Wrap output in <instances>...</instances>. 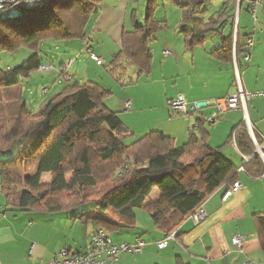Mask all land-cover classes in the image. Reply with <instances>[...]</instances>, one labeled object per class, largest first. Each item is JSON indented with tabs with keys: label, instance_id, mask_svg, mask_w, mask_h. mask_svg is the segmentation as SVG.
Masks as SVG:
<instances>
[{
	"label": "trees",
	"instance_id": "16d2710c",
	"mask_svg": "<svg viewBox=\"0 0 264 264\" xmlns=\"http://www.w3.org/2000/svg\"><path fill=\"white\" fill-rule=\"evenodd\" d=\"M180 1L176 3L185 9L183 22L190 26L182 30L187 47L193 50L203 45L204 36L218 33L227 45L213 55L226 58V53L232 51L233 34L224 38L220 30L231 19L228 4L233 0H226L207 23L201 21L206 0ZM101 4L102 0H53L20 8L14 18L0 17V55L23 49L32 52L21 65L0 68V81L6 82L7 89H14L22 78L28 79L39 71L44 66L40 49L45 41L85 42ZM156 9L157 0H149L144 24L134 19L133 31L123 34L122 49L109 65L112 76L124 75L129 68H136L139 78L150 73V43L163 26L156 20ZM110 95L95 82L68 84L44 105L40 114L22 102L9 131L4 127L6 112L0 106V157L32 137L30 147L18 157L0 159L1 191L7 211L55 213L92 206L97 210L92 218L97 227L111 231L131 229L136 211L146 210L154 225L167 235L175 233L216 190L237 182L235 165L220 150L210 147L206 129L192 133L180 147L158 131L127 144L132 133L119 115L107 108ZM199 123L203 127L204 122ZM230 140H235L241 154L252 158L245 165L246 173L251 175L256 164L263 166L254 156L245 122L233 129ZM20 170L25 174L21 175ZM46 174L52 178L49 184L42 182ZM169 183L175 186L170 194L146 205L154 189ZM99 185L104 186L97 196ZM66 192L75 198L66 203L54 197ZM110 211L119 216L118 221L110 217ZM257 223L264 246V215L257 216Z\"/></svg>",
	"mask_w": 264,
	"mask_h": 264
},
{
	"label": "crops",
	"instance_id": "0c3cea01",
	"mask_svg": "<svg viewBox=\"0 0 264 264\" xmlns=\"http://www.w3.org/2000/svg\"><path fill=\"white\" fill-rule=\"evenodd\" d=\"M139 1L142 0H113L106 4L105 0H102L99 14L90 24L85 42L63 43L65 48L58 55L61 64L60 79L64 84L62 89L77 81L76 75L68 73L73 71L77 74L82 58L78 53H86L88 59L90 53H94L107 62L121 51L123 34L133 31L134 19L136 23L144 24L149 0L144 4L145 9L141 17ZM225 3L226 0H206L202 7L204 15L201 21L207 23ZM228 6L231 19L220 30L224 38L233 34L232 51L226 53V58L213 55L216 50L227 45L226 40L218 33L204 36L203 45L190 50L182 33L183 29H190V26L183 20L179 25L172 26L159 21L155 14L156 20L163 23V26L150 43L152 66L148 79L149 83L161 84V88H151L145 95L127 99L115 109L110 107L106 100L107 108L119 117L121 115L120 119L132 133V138L128 139L132 140V143L158 131L172 138L174 145L180 147L189 141L192 133L199 134L203 128L209 133L208 142L211 148L220 150L236 169L244 165L240 150L234 141L230 140L233 129L245 122L244 112H227L214 125L205 122V118L213 112L211 104L214 101L237 92L238 80L246 92L256 93L264 89V48L254 51L253 46L249 64L244 59V46L252 36L240 35V17L243 8L250 14L248 5L245 1L239 4L233 0ZM260 13L264 16L263 0L257 8V24ZM263 32L260 30V33ZM210 35L219 37L222 45L208 53L205 47L206 38ZM165 51H169L171 55L165 57ZM89 61L95 64L91 59ZM66 63L69 66L68 72ZM135 72L137 74L136 68ZM97 83L105 89L104 85ZM179 96H183L189 104H199L201 110L186 117L175 115L169 105ZM126 101L132 103L131 110L127 113L124 112ZM22 102L25 103L24 100ZM45 104L44 102L38 111L42 110ZM247 115L246 125L252 128V136L249 134L252 143L254 138L257 143L262 144L264 97L248 102ZM200 121L204 122L203 127ZM263 166L254 165L251 175L238 173L236 179L242 184V190L227 202H223L222 198L229 186L223 185L216 190L203 204L207 218L195 225L188 217L175 232V240L170 241L164 249H160L157 243L162 241L166 234L154 225L146 210L136 211V222L131 229L106 230L116 244H133L139 238L146 244L142 254L123 255L117 264H178L179 261L184 264H264V246L257 223V216L264 215ZM174 187L169 183L154 189L146 205L158 202L166 193L170 194ZM75 211L77 212L72 213ZM96 214L94 207L91 210L80 208L55 213H26L10 212L0 205V264H48L65 248L72 254L85 253L90 246L92 233L98 228L92 220ZM108 214L112 219L119 220L117 214L111 211ZM235 236L244 238L241 249H237L233 244Z\"/></svg>",
	"mask_w": 264,
	"mask_h": 264
},
{
	"label": "rangeland",
	"instance_id": "374dc122",
	"mask_svg": "<svg viewBox=\"0 0 264 264\" xmlns=\"http://www.w3.org/2000/svg\"><path fill=\"white\" fill-rule=\"evenodd\" d=\"M112 1L113 0H105L106 4ZM145 2L146 0L139 1V17H141L144 13ZM157 6L158 7L156 15L159 21L169 23L172 26L179 25V23L182 22L185 9L180 7L175 0H158ZM17 16V10H14L10 13V17L12 18ZM258 21L259 22L257 24L253 17L246 12L245 8L242 9L240 17V35H250L254 38V51L264 48V32L260 33V30L264 31V16L261 15V13L258 16ZM183 27H185V25ZM206 39L207 44L205 49L208 53L221 47L222 45V40L214 35H210ZM64 48L65 47L63 43L54 41L43 42L40 49V56L44 61V67H49V70H39L32 73L28 79L22 78L19 85L14 89H7L6 82L0 81V106L3 107L6 112V117L4 119V127L6 128V131H9L15 125L16 117H13V115L15 112H17V106L22 103L21 100H24V102L28 104L27 107H29L34 113L40 114L42 110L38 111V109L41 107V105L44 102L47 103L48 101L53 99L60 92L64 84L60 79L61 73H59V71H61V64L59 62L58 55L63 51ZM31 55L32 52L26 49L20 50L14 54H1L0 68L3 70L15 68L25 62ZM78 55H80L82 58L81 63L78 64L79 66L77 74L71 71L70 73H68V75H76V82L79 83H86L88 82V80H93L96 83L99 82L104 85L105 90L111 94L107 98V101L110 107H112L113 109H115V107L117 106L120 107L121 103H123L127 99H133L135 96L145 95L151 88H161V84H158L156 82L149 83V77L147 74H143L139 78L135 72V68H129L128 72L124 75L112 76L110 74L109 65L114 57H112V60H107L104 66L97 67L96 63L94 64L89 61L91 58L88 59V55L86 53H78ZM87 61L89 62L87 63ZM246 63L249 64V62ZM66 67L68 72V63H66ZM58 82L59 85H57ZM21 83L23 86L21 85ZM43 89H47L49 91L47 95L43 94ZM244 121L246 122V119ZM209 130H211V126H209ZM31 138L32 137L17 145L8 155L1 156L0 159L5 161L11 158L18 157V154H22L30 147L32 141ZM126 143L131 144L132 140H127ZM20 172L21 175L25 174L24 170H20ZM51 179V175H44L42 181L44 184H49V181H51ZM67 179L70 180L71 175H69ZM103 186L104 185H99V187L95 190L97 196L99 194V191L102 190ZM73 196L74 195L72 193L66 192L58 194L54 197L67 203L75 198ZM0 205L3 208L6 205V199L1 191V177ZM81 209L91 210L92 207L88 206ZM76 212L77 211L72 213Z\"/></svg>",
	"mask_w": 264,
	"mask_h": 264
},
{
	"label": "built area",
	"instance_id": "2783aa9c",
	"mask_svg": "<svg viewBox=\"0 0 264 264\" xmlns=\"http://www.w3.org/2000/svg\"><path fill=\"white\" fill-rule=\"evenodd\" d=\"M53 0H0V17L8 16L14 10L19 8H29L35 5L47 4ZM181 3L180 0H176ZM245 1L248 5V10L253 19L257 20L256 12L257 8L262 4V0H236L237 3ZM254 46V39L249 37L244 46V59L246 62L250 61V50ZM165 57L171 55L169 51L164 52ZM90 58L98 66H104L105 62L94 53H90ZM49 67L42 66L40 70L47 71ZM47 89H43V94H48ZM264 97V89L256 92H246L238 80V90L235 94L229 95L225 98L218 99L211 104L213 112L205 118V122L209 125L216 124L227 112L234 110H242L247 118V105L249 101L255 98ZM124 112H130L132 103L126 101L124 104ZM172 113L178 116H188L190 114L198 113L201 110L199 104H189L183 96H179L173 100L169 105ZM248 121V120H247ZM246 123V122H245ZM247 126L248 133L252 136V128ZM253 143L255 147V157L260 158L264 165V140L262 144L257 143L254 138ZM235 143V140H234ZM236 144V143H235ZM244 165L237 169V173H246L245 165L251 161V157L242 154ZM242 190V184L237 181L230 186L223 195V202H227L234 195ZM207 212L205 211L203 204L190 216V219L195 225H199L207 218ZM175 240V233L165 235V238L157 243L160 249H164L168 246L169 242ZM244 238L241 236H235L233 238V244L237 249L243 247ZM146 247L145 242L142 239H137L135 243H120L116 244L110 238L108 232L103 228H97L94 230L90 240V246L85 253L72 254L68 249H62L57 253L48 264H117L123 255H139L144 252Z\"/></svg>",
	"mask_w": 264,
	"mask_h": 264
},
{
	"label": "water",
	"instance_id": "95a60500",
	"mask_svg": "<svg viewBox=\"0 0 264 264\" xmlns=\"http://www.w3.org/2000/svg\"><path fill=\"white\" fill-rule=\"evenodd\" d=\"M17 10H20V8H19V9H17Z\"/></svg>",
	"mask_w": 264,
	"mask_h": 264
}]
</instances>
